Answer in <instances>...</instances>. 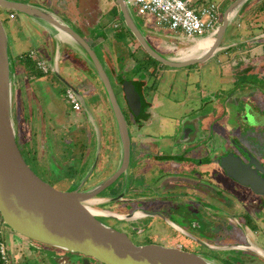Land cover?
Returning <instances> with one entry per match:
<instances>
[{
    "label": "rangeland",
    "instance_id": "1",
    "mask_svg": "<svg viewBox=\"0 0 264 264\" xmlns=\"http://www.w3.org/2000/svg\"><path fill=\"white\" fill-rule=\"evenodd\" d=\"M103 1H105V3L107 2V0ZM111 1L113 2V0ZM211 1L221 5L223 14L226 9L225 7L227 6L228 0ZM249 1H256L258 4H256V6L253 5L251 7L249 3H244L242 7L240 6L242 10H245L242 11V17L240 18L241 12L239 11L238 14H236V16L232 18V22H234L233 30L235 31H232L231 34L234 35V32H236L235 36H245V32H248V34H258L264 29V0ZM112 4H114V2ZM130 7L132 12L134 13V16L139 21V16L137 15L136 7L132 5ZM108 8L109 6L106 7V9ZM88 9L89 11L91 10L92 13L91 11L90 13H85L84 15L86 17L88 16L87 14H89L91 18V15L94 14L93 11L96 13V15L99 13V9H95V2L91 4L90 8ZM109 15V12L104 13V16ZM0 16L3 20L5 29L8 34L11 58L15 61L18 55L20 57V55L23 54V51H27L32 48L30 40L33 41V39L32 37H30L29 40L27 38L29 29L28 27H24L23 25H21V14L17 13V17L12 19L9 17V10L0 7ZM89 16L87 18H89ZM239 19L241 20V22L239 21ZM239 22L240 24H238ZM124 26V31L126 32H124V35L121 36L119 39L121 41V48L119 50L121 51V58H125L123 62H127L126 60L128 59V62L123 64L125 65L123 66V68L128 67V69L120 70L119 68L122 62H118L119 66H117V70L119 73H121L123 77H132L135 72L132 73L129 67L133 65L134 58L130 57L129 51L136 52L137 50L139 52L140 47L137 46L136 39L134 38L132 33L126 28V25ZM35 33H37V30ZM127 38H129L128 41ZM233 40L238 41V45L242 46H251L257 44L261 45L262 43H264L263 39L260 41H258V39H254L247 42H242L244 41V39H235L234 37ZM120 41H118L119 44ZM173 44L177 45V43L173 42L172 40H162L161 49H163L164 53L172 52ZM37 49L38 52L44 58H50L51 54L48 48V42H44L40 46L37 45ZM112 50V53L117 57L118 55L114 52L115 48H112ZM225 57L226 56H224V53H218L216 56L211 58L209 60L210 62H208L203 67H199L197 65L196 67H193L190 71L185 70L186 67H168L164 64H161V62H159L158 60L151 58V63L156 64L157 68L162 65V70H159L155 75H152L150 76V78H148L149 85L152 83L154 85V88L152 86V91L151 87H149V91L145 92L147 98L146 100L150 102V105L147 107L148 112L151 114L159 112L161 116H164L166 118H172L173 121H170V123L168 121L166 122V125H170L167 129L168 133H164L163 131L159 130L160 128H154L149 131L154 132L155 136L162 135L163 137H165V139L170 138L174 140L175 138H177L180 132L184 134L187 129H191L189 126H195L196 134L195 136L192 135V140H194L197 135L201 138L204 137L202 140H205L209 139L210 135H212L211 137L216 136V132L220 133L221 135L228 136L230 130L232 129V126L241 125V123L245 121V114L240 116V113L245 109L246 104H244L245 102L243 101L237 102L239 101V98H237L238 92L235 94L234 98L233 96L229 98L232 101L227 100V94L231 91H234L235 84L240 82H248L252 91L256 90L260 93V95L264 97V86L261 84V81L260 83L256 80V76L244 72L243 67L246 65L244 63L246 57L239 56L238 59L231 62L232 65L225 64ZM73 58L74 56L71 59ZM77 62L73 59V61L69 62V66H64L62 63H60L61 67L59 74L50 71L46 74L36 73L34 76H27L25 77L27 83L25 84V80L23 81L21 79V81L17 82L18 85L14 92L13 117L16 127L17 138L22 152L29 165L43 179L57 187L61 186V181H63V179H67V173L72 170H75V172L77 173L76 182H82L83 180H86L89 171L92 170V167L95 164V158L93 161L92 156L91 159L86 161V158L82 160V156L87 150V148L91 146V144L93 145L92 150L94 151L93 154L95 156L98 154V152H100V160L98 162V165L96 166L95 173L93 176L98 175V177H105L109 173H112V171L117 167L116 163L118 156L114 157V155H112L113 152H111L109 148L107 149L108 137L106 135V129H108L109 127V125L107 124L111 121L112 125L117 126L110 104L109 102L107 103V95L104 94L106 98L103 95V97L100 96L102 105H100L99 109H101V106L102 110L106 109L107 111L108 109L107 113L109 114V117L106 114H102V112L104 113V111L100 112L99 116L97 115L94 103L95 101H99L98 96H94L96 94L90 95L84 93L87 96L86 101L90 107V112L92 115H88L87 113L86 115L82 116H74L75 112L73 111L72 105L68 101V98L66 96V91L68 88L67 83L78 87L83 92L79 81V78L81 77V75H83L82 73H87L90 77L96 79V83H98L97 85H99V88H104L91 65L82 67V64L85 62L79 60H77ZM113 68L116 67L114 66ZM113 71L114 72H112L109 68V76L112 80L113 85L117 89L119 100L123 102L122 98L120 97V91L118 90V88H121L122 86L119 85V79H117L118 77L116 76L114 69ZM244 73L246 74L244 75ZM240 87L242 86L240 85L238 88ZM26 95H28L29 101L26 100ZM155 100H158L159 108H156L152 105L153 101ZM249 101L250 102L248 103V105L252 107V105H254V101ZM28 107L32 108L31 113L28 112L30 110V108ZM246 109L248 110L247 116L251 120H253L255 123L260 121L259 116L256 114V112L253 113L254 110H251L252 108ZM60 110L64 111L67 114L65 118L68 119L69 124L73 123L82 127L78 128L76 125H73L71 128H69L61 127L59 126V124L56 125L57 116L60 113ZM125 110L127 111L126 113L131 128L132 126H134L136 114L130 112L129 110H127V108ZM42 117L44 119V122L42 120ZM176 118L181 119L182 122L179 121L177 124ZM35 119H37L38 121H36ZM156 122L158 121L154 118V122L150 120L149 124H153V126L155 127ZM260 122H263L264 124V118ZM246 123L247 122L245 121V126L243 125V130H245L248 126L246 125ZM51 125L54 126V128H52ZM97 128L99 130H97ZM72 131H77V136ZM132 131H134L133 127ZM170 132L171 134H169ZM251 132L252 133L249 134L251 138L255 142H258L259 145H262V139H260L261 137L258 138L259 136L257 137L254 134L258 132ZM112 133H114L113 128ZM100 140L102 141L101 149ZM216 142L217 137L214 139H210V142L208 141L206 143V149L211 150L213 148L219 147L217 146ZM34 154H36L37 157H35ZM151 159L152 158H148L146 162L142 163L140 172L148 171V175H150L152 178H156L159 172L157 170V167L160 163L157 160ZM91 162L92 164H90ZM165 170H167V168ZM221 172L224 173L223 170ZM222 173L220 175V181L222 187L227 188L231 184L229 181L230 179ZM216 177L218 178V173ZM204 178H208V176ZM59 181L61 182L60 184ZM105 194L108 193L106 192ZM185 194H187V192ZM188 195L193 196L191 191L188 193ZM202 197V195H197V197H194V199H202L201 203L204 204L205 206L203 207L206 208L207 206H209V204L203 201L204 198ZM177 205L178 204H176V206ZM101 206L106 207L105 205ZM107 206L109 207V205ZM196 206H198V202L195 200L192 202L189 199L188 202H183L179 205V207L184 211H187L188 213L191 212L192 215H196V219L191 218V220H197L200 226L196 227V224L193 223L192 227L188 228V231H186L191 234H195L196 237L200 238L202 234H204L202 230L205 229L206 222L205 217L198 218L200 214H197V211L195 209ZM112 208L118 209L116 207ZM167 210L165 209L163 211L166 215H168ZM0 221V236L5 239L4 230L9 229L5 224L2 223L3 220L1 215ZM104 221L114 226L121 227L123 225V223L116 218H105ZM159 222H154L159 227L164 226V230H158L159 234H162L164 231L172 232L170 230L171 228L165 226V223H163V219L159 220ZM129 232L131 233V236H133L135 239L140 237V235H137L135 231L129 230ZM178 236L179 241L185 242L188 245H192V249H201L202 245H199V248H196V242H193V244H189L190 241L184 239L185 237L189 238V240L190 238L193 239V237L189 236L188 234H178ZM141 239H144V237H141ZM1 244H3L7 249V243L5 241L0 242V245ZM45 248L52 250V254L48 253L42 255L41 259H43L44 261L40 264H60L63 260H66V262L64 263L66 264L70 259H73V261H75V258H78L79 261L80 259L83 260L81 255L75 252L64 251L62 249H57L54 247L52 248L49 246H45ZM26 264H36V262L28 260ZM92 264L102 263L98 260L93 259Z\"/></svg>",
    "mask_w": 264,
    "mask_h": 264
},
{
    "label": "flooded vegetation",
    "instance_id": "2",
    "mask_svg": "<svg viewBox=\"0 0 264 264\" xmlns=\"http://www.w3.org/2000/svg\"><path fill=\"white\" fill-rule=\"evenodd\" d=\"M176 53L177 51L175 52L174 50L163 54L173 56ZM247 64L249 71L244 70V72L256 76V80L261 81L262 83H260L264 86V64ZM151 66L150 60L149 68ZM161 68L162 65L159 68L156 67L154 73L151 70L152 75L162 70ZM126 79L129 80L130 77ZM131 79L134 78L132 77ZM135 81L142 83L141 79ZM143 91L141 89V92ZM253 91L255 95L249 99H246L245 93L238 91L237 98H239V101L237 102L243 101L246 104L240 116L248 114L246 108H252L251 110H254L253 113L256 112L261 121L264 118V97L263 100L260 99L259 101L257 97L261 96L260 93L256 90ZM249 100L254 101L252 107L248 105ZM149 105L150 102L145 103V101H142L140 112L135 115L134 126H132L134 131H132L125 105L122 104L129 124L131 138V155L128 168L114 182L98 192L88 205L98 211L97 217L101 221L127 233L135 244H157L176 247L186 252H194L201 256L213 258L218 264H264V194L257 193L250 186L242 185L237 180L227 176L218 162V156L234 151L241 155L245 162L249 161V154H251L264 165L263 122L255 123L252 121L245 130H243L242 123L241 125H234L228 136L216 132V136L211 137L212 135H210L209 139L205 140H202L204 137L201 138L198 135L192 140V135L195 136L196 134L195 126H189L191 129H187L184 134L180 132L174 140L165 139L162 135L155 136L154 132L149 131L156 128L159 122H156L155 127L153 124L145 123L150 118L153 122L154 118L159 121L157 117L151 116L148 112L147 107ZM128 110L130 109L128 108ZM176 119L178 124L181 119ZM166 120L169 123L173 121L172 118H167ZM169 126L166 125L161 131L168 133L167 129ZM112 128L115 135L112 133ZM251 131L258 132L254 134L257 137L259 136L258 138L261 137L262 145H259L258 142L251 138L249 135L252 133ZM75 134L77 136L78 132L75 131ZM106 135L108 137L107 149L109 148L113 152L112 155L114 157L118 156L117 167L112 173L105 177L93 176L95 167L90 176L82 182H76L77 175L74 176L73 173H67L68 178L66 177L67 179H63V181L60 180L62 182L61 186L55 187L61 190H73L81 186V191L89 190L115 173L119 167L122 153L121 138L117 126L110 124L108 129H106ZM216 137V143L219 147L207 150L205 147L206 143ZM34 155L37 157L36 154ZM148 158L157 160L160 163L157 167L159 172L156 178L148 175V171L140 172L142 163L146 162ZM166 168L167 170H165ZM222 170L224 173L221 172ZM217 173L218 178L216 177ZM221 173L230 179L231 184L227 188L222 187L220 181ZM206 176L208 178H204ZM60 181L59 184L61 183ZM190 191L194 197L202 195L203 201L208 203L209 206L204 208L203 206L205 205L201 203L202 199H194L193 196H189L188 193ZM106 192L108 194H105ZM186 192L187 194H185ZM188 199L192 202L194 200L198 202V206L195 207L197 214H200L198 218L205 217L206 226L202 230L204 234L200 238L187 232V229L192 227L193 223L196 224V227L200 226L197 220H191V218L196 219V215H192L191 212L188 213L179 207L181 203L188 202ZM233 203L239 204L241 207L239 211L231 212L230 208ZM176 204L178 205L176 206ZM165 209H168V215L163 212ZM105 218H116L123 225L121 227L114 226L104 221ZM162 219L165 226L171 228L172 232L164 231L162 234L158 233V230H164V226L159 227L154 222H159ZM129 230L135 231L140 237L135 239L131 236ZM184 233L193 237L190 240L189 238H184L190 241L189 244L196 242L195 247L199 248V245H202L201 249H192V245L179 241L178 234ZM141 237H144V239H141ZM81 257L84 259L83 255ZM93 259L90 258L91 264ZM82 261L75 258V261L70 259L69 263L82 264Z\"/></svg>",
    "mask_w": 264,
    "mask_h": 264
},
{
    "label": "water",
    "instance_id": "3",
    "mask_svg": "<svg viewBox=\"0 0 264 264\" xmlns=\"http://www.w3.org/2000/svg\"><path fill=\"white\" fill-rule=\"evenodd\" d=\"M115 1L126 28L146 52L161 64L179 68L200 63L212 56L220 47V42L232 22L233 11H237L247 0H234L227 6L220 26L213 34L208 35L215 39L208 51L199 50L182 57L167 56L156 49L146 37L142 25L138 24L128 0ZM0 7L25 14L44 26H53L85 54L104 87L122 146L121 161L115 173L89 190L81 191V186L73 190H61L43 179L29 165L16 133L13 102L18 81L13 75L14 60L11 58L8 34L0 16V215L8 229L40 244L81 254L84 256L82 264H91L90 258L102 264H218L213 258L176 247L135 244L127 233L97 217L98 212L94 213L92 209L95 208L88 203L126 171L131 155L129 124L111 78L93 47L55 13L22 0H0ZM53 65L52 71L59 74L57 60ZM67 84L79 95L86 113L92 115L84 92L70 83ZM92 89L97 92L95 88ZM123 90L130 110L136 115L139 114L142 106L141 89L139 91L133 80L126 79L123 81ZM98 100L101 104L99 96ZM244 120L246 125L253 121L247 115ZM243 149L245 150L244 147ZM249 158L245 162L241 155L229 151L218 156V162L227 176L242 185L250 186L257 193L264 194V165L251 154ZM96 165L95 162L92 170ZM90 174L91 172L88 177Z\"/></svg>",
    "mask_w": 264,
    "mask_h": 264
},
{
    "label": "crops",
    "instance_id": "4",
    "mask_svg": "<svg viewBox=\"0 0 264 264\" xmlns=\"http://www.w3.org/2000/svg\"><path fill=\"white\" fill-rule=\"evenodd\" d=\"M22 1H25V2L30 3L32 5L39 6L45 10H48L49 12L55 13L56 15L61 17L67 24L72 26L83 38L86 39V41L96 51V53L98 54V56H99L100 60L102 61V63H103L108 74H109L108 71L110 68V70L112 72H114L113 69L115 70V74L117 77L122 76L121 73H119L117 70V66H119L118 62H120V63L122 62L120 65V68H119L120 70L121 69H128V67L123 68V66H125L123 64L127 63L128 59L126 60L127 62H123V60L125 58L124 59H123V57L121 58V55H120L121 51L119 50L121 48V41L119 39L121 36L124 35V32H126V31H124L125 23L122 22V25L119 27L114 26V21L117 20L118 17L121 18L119 6L115 0H113L114 4H112L113 2L111 0H107L106 3L103 0H22ZM190 1L194 5V7H199V6L204 5L208 2H213L211 0H190ZM232 1H234V0H228L227 6H229V4ZM94 2H95V9H99V13L96 15V13L93 11L94 14L91 15V18L89 16V14H87L89 16V18H87L88 16L86 17L84 14L90 13L91 10L89 11L88 8H90L91 4H93ZM247 3H249L251 5V7L253 5L256 6V4H258L256 1H249V0H247L245 2V4H247ZM108 6H109V8L106 9V7H108ZM227 6L225 8H227ZM241 7H239L237 9L234 16H236V14H238V12L240 11L241 12L240 18L242 17V11L244 9L242 10ZM114 9H116L118 13H116V14L114 13L112 15L110 11L114 10ZM106 12H109L110 15L104 16V13H106ZM91 13H92V11H91ZM18 14H20V13H18ZM21 15H22L21 25H23L24 27H28V29H29L27 38H28V40L30 39V37H32V39H33V41L30 40L31 44H32V48H30L29 50L35 49L38 51L37 45L40 46L44 42L45 43L48 42V48L51 45L49 48L51 55H50V58L47 60L49 61V63L51 64L52 67L54 66L53 63L55 62V60H57L58 66L60 69V67H61L60 63H62L64 66H69V62L73 61V59L76 62H77V60L82 61V62L84 61L85 63L82 64V67L91 65L89 60L86 58L85 54L82 53L77 47H75L74 44L72 42H70V40L66 36H64L60 31H58L56 28H54L51 25H45L44 26V25L40 24L39 22H37L36 20H34L33 18H31L25 14H21ZM16 17H17V12H16V16L14 18H16ZM239 21L241 22L240 19H239ZM137 22H138V24L142 25L144 33H145L146 37L148 38V40L150 41V43L156 49H158L161 53H164L163 49H161L162 48L161 47L162 46V40H164V41L165 40H172L173 42L177 43V45L173 44V48H172L173 51L174 50H175V52L177 51L176 55H173V56H177V57H179V56L182 57L183 54L181 52V49L187 50L190 47L194 46V44L198 40L205 38V37H208V36H203V37L197 38V40L194 41V40H190L189 38H187L184 35L174 34L175 32L173 33V31L169 30L168 28L158 27L156 25L155 20H153V19H143L142 17L139 16V21L137 20ZM240 22L238 24H240ZM255 24H257V23H255ZM233 25H234V22H231L227 31L225 32L222 40H221V42H220V47L212 56L206 58L205 60H203L200 63H196L195 65L192 64L190 66H186L185 70L190 71L193 67H196L197 65L199 67H203L208 62H210L209 60L211 58H213L214 56H216L218 53H224V56H226L224 58V59H226L224 61L226 65H232L231 62L238 59L239 56L246 57V60L244 61V63L246 65L243 67V69L245 68L244 70H248V68H247L248 64L247 63H254V64L257 63L259 65L264 64V49H263L264 43H262L261 45L257 44V45H251V46H249V45L242 46V45H238V43H239L238 41L233 40L235 37V39L236 38L237 39H239V38L244 39V41L241 40L242 42H247V41L254 40V39H258V41L263 39V42H264V31H263L264 29L261 32H259L258 34H248V32H245L244 33L245 36H243V35L235 36L236 32H234V35L231 34L232 31H235V30H233ZM235 26H236V24H235ZM36 30H37V33H35ZM118 41H120V44ZM136 44L138 47H140L139 52L137 50H136V52L134 51L135 53L129 51L130 57L134 58V60H133L134 63L131 67H129V69L131 70L132 73L135 72L132 75V77L134 79H130V80H133V82L135 80H138V79L142 80V84H141L142 86L141 87H142V90H144L143 96L145 98V103L146 102L149 103V101L146 100L147 98H146L145 92L149 91L148 90L149 87H151V91L153 90L152 86L154 88L153 83L149 85L148 78H150V76H152L153 73H151V72L156 69V64H152V66L150 68H148L147 65H145V67L143 66V68L139 70L138 68L142 62H144V61L150 62V60L147 57L146 50L139 44L138 41ZM116 45H117V47H116ZM181 45H182V47H181ZM98 48H99V50H98ZM112 48L113 49L115 48L114 52H115V54L118 55L117 57H116V55H114L112 53L113 52ZM11 50H13V49H11ZM29 50H27V51H29ZM169 50H170V48H169ZM27 51H23V52H27ZM73 56H74V58L71 59ZM170 56H172V55H170ZM31 62L33 64V68L31 65H29V63H28V65H25V64L20 63L17 58L15 59L14 68H13L14 69L13 75H14V78H16V80L18 82L21 81V79H22L23 81L25 80L24 83L26 84L27 81H26L25 77L34 76L36 74L35 71L43 73L38 68H36L33 61H31ZM77 63H79V62H77ZM254 64H252V65L254 66ZM114 66L116 68H113ZM21 69H23V70H21ZM24 74H25V76H24ZM82 74L83 75H81V77L79 78V81H80V86L83 89V92L87 93V94H92V93H95L92 88H95L97 91L95 93L96 95H94V94H92V95L99 96V97L103 95L105 97V95H104L105 91H104V89L99 88V85H97L98 83H96V79L90 77L87 73H82ZM245 74L246 73H244V75ZM88 77H90V78H88ZM132 77H130V78H132ZM126 78L127 77H125L124 80H126ZM90 81H92L91 84L89 83ZM119 85L122 86L121 88H118V90L120 91L119 92L121 95L120 97L122 98V101L124 103L121 102L120 100L119 101H120L121 105L122 104L125 105V108H127V107L129 108V106L126 102L125 93L123 90V84H119ZM240 85L242 87L238 88ZM113 87H114L115 93L119 99V96L117 94V89L115 88L114 85H113ZM235 88H236V90H235ZM235 88H234V91H231L232 93L229 92L227 94V100H230L229 98L231 96H233V98H234L235 94L238 91L245 93L246 99H249V96L253 97L255 95L254 91H252L248 82L237 83V84H235ZM257 98L259 99V101H260V99L263 100L262 95L258 96ZM26 100L29 101L28 95H26ZM98 101H100V100H98ZM230 101H232V100H230ZM233 101H234V99H233ZM32 103H33V101H32ZM107 103H108V100H107ZM94 104H95V110H96L98 116H99L100 112L104 111V113L102 112V114H106L109 117V114L107 113L108 109H107V111H106V109L102 110V106H101V109H99L100 105H102V104H100L97 101H95ZM152 105L155 106L156 108H159L158 100L153 101ZM28 108H30V107H28ZM107 108H108V104H107ZM128 108H127V110H128ZM31 110H32V108H30V110L28 112L31 113ZM129 111L132 112L131 110H129ZM86 114H87L86 111L82 110V112H80V113L75 112L74 116L75 115L82 116V115H86ZM66 115L67 114L64 111L60 110V113L57 116V124L56 125L59 124V126H61V127H69V128H71L73 125H76L77 127H79L77 124H73V123L69 124L68 119L65 118ZM88 115H89V113H88ZM151 115L155 116L159 119V121H158L159 123L157 124L156 128H158V129L160 128V130L161 129L163 130V128L167 124L166 123L167 118L164 116H161V114L159 112H155ZM35 120L38 121L37 119H35ZM42 120L44 122L43 117H42ZM150 120H151V118H150ZM150 120L146 121L145 123L149 124ZM110 124H111V121L107 125H110ZM51 127L54 128V126H52V125H51ZM72 132H74V131H72ZM146 132H149V131H146ZM90 140H92V139H90ZM92 146L93 145L91 144V146H89V148H87V150L85 151V153L82 156V160L86 158L85 160L87 161V160L91 159V157L93 156L92 160L94 161V158H95V162L98 165V162L100 160L99 159L100 153L98 152V154H97L98 159H96L97 155L95 156L93 154L94 151L92 150ZM100 146H102V141H101ZM90 164H92V162ZM68 167H72V166H68ZM92 171L93 170H91L90 172H92ZM68 173H73L74 176L77 175L75 170L69 171ZM231 206H232L230 208L231 212H237L241 208L238 203H233ZM4 232H5V242L7 243V251L9 254L10 264H11V262H12V264H26V262L28 260L34 261V262H36V264H40L41 262L44 261L43 259H41L42 255L51 253V251H52L48 248H45L46 245L32 241V240H30L24 236L16 234L15 232H13L11 230H4ZM49 247H52V246H49ZM65 262H66V260H63L60 264H64ZM66 264H71V263H69V261H68Z\"/></svg>",
    "mask_w": 264,
    "mask_h": 264
},
{
    "label": "built area",
    "instance_id": "5",
    "mask_svg": "<svg viewBox=\"0 0 264 264\" xmlns=\"http://www.w3.org/2000/svg\"><path fill=\"white\" fill-rule=\"evenodd\" d=\"M129 5L136 7L137 15L143 19H153L160 28H168L176 34H181L190 40L213 34L222 22L221 5L208 2L194 7L190 0H128ZM16 12L10 11L9 17L14 18ZM122 25L120 17L114 21V26ZM20 58L31 59L36 68L43 73H49L52 66L37 50L32 49ZM66 96L72 109L80 113L83 103L72 87L67 88ZM0 264H10L7 249L0 245Z\"/></svg>",
    "mask_w": 264,
    "mask_h": 264
},
{
    "label": "bare ground",
    "instance_id": "6",
    "mask_svg": "<svg viewBox=\"0 0 264 264\" xmlns=\"http://www.w3.org/2000/svg\"><path fill=\"white\" fill-rule=\"evenodd\" d=\"M236 13V10L233 11V14L232 16H234ZM46 39V38H45ZM214 41L215 39L212 37V36H209V37H205V38H202L200 40H198L194 46L190 47L189 49L185 50V49H181V52H182V56H187L189 55L190 53L192 52H197L199 50H203V51H208L214 44ZM50 42V41H49ZM51 46V45H50ZM49 46V48H50ZM78 56V55H77ZM93 212H98L96 209H92Z\"/></svg>",
    "mask_w": 264,
    "mask_h": 264
},
{
    "label": "trees",
    "instance_id": "7",
    "mask_svg": "<svg viewBox=\"0 0 264 264\" xmlns=\"http://www.w3.org/2000/svg\"><path fill=\"white\" fill-rule=\"evenodd\" d=\"M10 11H13V10H9V14H10ZM111 12V14L113 15L114 13L116 14V13H118L117 12V10L116 9H114V10H111L110 11ZM26 52H23V54H25ZM147 57L149 58V60H151V58L152 59H154L151 55H149L148 53H147ZM17 59L20 61V63H22V64H25V65H28V63H29V65H31L32 66V68H33V64H32V62H31V60L30 59H27V58H20L19 57V55L17 56ZM144 64V65H143ZM145 65H147V67L149 68V62L148 61H144V62H142L141 64H140V66H139V70L140 69H142L143 68V66L145 67ZM36 73H40V72H37V71H35ZM155 72V70L153 71V73ZM124 78L125 77H122V76H119L117 79H119V83L120 84H123V81H124ZM131 79V78H130ZM134 83L138 86L137 88L139 89H142V83H140L139 81H134ZM141 94H143V92H141ZM142 101L144 102L145 101V98H144V96L142 95ZM3 220V219H2ZM0 223H1V221H0ZM2 223L3 224H5L4 223V221H2ZM5 238V237H4ZM2 241H5V239H3V237L2 236H0V242H2ZM8 252V251H7ZM8 256H9V254H8Z\"/></svg>",
    "mask_w": 264,
    "mask_h": 264
},
{
    "label": "clouds",
    "instance_id": "8",
    "mask_svg": "<svg viewBox=\"0 0 264 264\" xmlns=\"http://www.w3.org/2000/svg\"><path fill=\"white\" fill-rule=\"evenodd\" d=\"M121 20H122V22H123V19H122V17H121ZM52 71V70H51Z\"/></svg>",
    "mask_w": 264,
    "mask_h": 264
}]
</instances>
